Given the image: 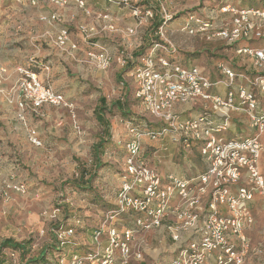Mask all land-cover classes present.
Returning <instances> with one entry per match:
<instances>
[{
	"label": "built area",
	"instance_id": "1",
	"mask_svg": "<svg viewBox=\"0 0 264 264\" xmlns=\"http://www.w3.org/2000/svg\"><path fill=\"white\" fill-rule=\"evenodd\" d=\"M51 1L60 6L66 4V0ZM100 1L130 7V3L140 0ZM77 2L82 6L81 1ZM30 3L34 5L35 1ZM214 3L215 8L209 10L199 7L195 15L189 16L185 29L207 41L222 42L233 51L236 62L219 63L209 73L175 62L172 57H158L161 45L154 42L131 74L134 98L157 126L127 127V170L116 193V204L117 213L131 212L135 219L122 231L109 227L100 264H114L115 249L120 251L118 264H126L127 244L133 234L158 228L164 219L169 220L166 229L170 238L180 243L168 264H246L248 255L259 253L244 230L253 224L249 205L255 192L264 196V175L258 163L264 153V6L238 7L229 0ZM131 9L136 17L141 12L137 6ZM143 17L151 19L152 12L144 10ZM191 22L195 30L190 28ZM66 41L67 31L62 30L56 42L63 47ZM89 56L101 69L110 63L101 48ZM42 68L49 69L43 65ZM16 73V83L8 96L19 111V120H24L27 109L36 113L45 105L65 108L73 114V104L39 81L32 70L18 67ZM179 104L198 108V115L181 118L176 111ZM144 138H170L184 153L196 152L204 170L186 179L174 175L159 177L143 158ZM28 140L35 147L41 146L34 130L28 131ZM241 179L245 180L244 186L238 185ZM12 189L24 193L22 184L13 185ZM261 213L264 215V204ZM188 230H192L195 239L180 242L181 234ZM262 230L264 235V225ZM103 232L104 225L92 234L98 246ZM71 233L68 230L58 235L60 245L68 242ZM97 255H73L68 262L60 258L55 264H95Z\"/></svg>",
	"mask_w": 264,
	"mask_h": 264
},
{
	"label": "rangeland",
	"instance_id": "2",
	"mask_svg": "<svg viewBox=\"0 0 264 264\" xmlns=\"http://www.w3.org/2000/svg\"><path fill=\"white\" fill-rule=\"evenodd\" d=\"M150 1L160 5L162 18L166 21L154 34L159 37V40L154 42L161 45L157 51L158 57H172L175 62L185 66H197L209 73L213 72V68L219 63L237 61L233 51L222 42L207 41L194 31L191 34L189 29H185L189 16L195 15L198 7L202 5L206 6L207 10L215 8L214 0ZM229 1L238 7L258 6L260 2V7L264 6V0ZM141 2L142 0L137 3V6ZM18 5L17 0H0V62L11 61L15 71L18 67H26L30 70L32 68L44 85L50 86L55 92L63 95L68 103L73 104L74 111L70 114L65 108L45 105L36 113L30 112L29 122L26 125L28 129L33 128L39 136L41 141L39 147L29 142L26 133L23 138L15 135L8 140L5 139L6 135L3 136L2 146L4 148L1 149L0 145V244L7 239L26 244L25 248L28 252L25 259L28 261L38 257L43 250L49 249L50 245H57L60 249L63 248L65 253L62 257H57V254L55 255L54 251L49 249L55 257L47 256L48 264H55L60 258L68 262L73 254L86 257L95 253L98 255L94 263L100 264L103 250L107 246L109 227L122 231L130 227L135 219V215L131 212L117 213L116 193L121 180L126 177L127 153L122 145L115 147L113 141H116L117 135H121V140H124L127 127L130 126V119L143 120L148 124L154 121L144 111L141 104L133 98L135 84L131 74L137 67L136 65L140 63V57L135 59L134 51H129L131 53H127L126 56L123 54L113 60V57L109 52L107 54L102 46L90 43V40L99 36L94 28L89 30L87 26H83V29L80 26H65L67 32L79 33V36L83 37V40L78 38L76 44H83L85 40L86 44L95 50L88 52L86 58H78L74 55L73 58L69 57L73 61L66 65L63 59L53 58L59 49L55 45L56 39L53 35H46L44 38L48 33L45 32L44 26L31 24L25 28L20 23V15L25 12L19 9ZM139 10L141 12L137 17L132 13L135 18V23L131 27L133 33L123 31L128 36L134 35L132 46H136L137 49L141 48L145 55L151 48H148L145 43V38L151 29V19L145 20L143 9L139 8ZM189 25L192 30H195L193 22ZM122 29L114 28V32L119 30L122 35L124 34ZM99 48L104 50L110 59L106 69H101L89 56V54L96 55ZM165 48L167 50L170 48L174 52L167 53ZM124 52H127V49ZM29 58L33 61L53 59V63L49 64L51 70L44 71L42 65L28 63ZM118 72L121 73L119 78L117 77ZM120 82L126 86V94H123L124 88ZM100 95L105 97L110 110L106 112L105 118L108 120L111 136H108V140L105 141L104 153L100 157L102 166L95 171V177L91 182V191L94 195L92 196L91 193L75 191L70 187L69 182L79 173L77 168L81 166V163L91 173L93 171L90 150L97 135L101 132L100 124L94 116V108ZM121 96L127 105L126 112L129 114L127 117H123L112 107L114 101ZM21 128L26 132L27 128ZM1 129L5 132V125H0V131ZM164 144L166 141L155 143L148 139L144 143L145 163L159 177H161L160 173L153 169L152 165L161 167L166 159L161 157V153L154 154L150 146L158 150ZM185 155L186 153L180 157L185 158ZM187 156V159L193 158V164L198 171L204 170L196 152ZM263 156L264 153L258 161L262 175H264V170L260 162ZM177 157L179 158L178 154ZM176 160L177 158H174V161ZM15 184H22L24 193L15 192L12 189ZM238 185L244 186L245 180L241 179ZM257 199H259L261 211L264 196H261L258 191L255 192L249 205V213L253 219L250 227L254 226L258 219L252 213V206ZM103 225L104 232L99 239L98 246L93 242L92 234ZM60 227H62L61 230H59ZM68 230L72 233L66 243H73L72 247L67 244L60 245L58 239V235ZM151 235L150 230H140L133 234L127 244L129 258L126 264H156L147 254L149 249L155 248L150 240ZM3 252L10 260V264L21 263L17 251L4 249ZM137 254L141 257H136ZM114 256V264H118L119 249L114 250Z\"/></svg>",
	"mask_w": 264,
	"mask_h": 264
},
{
	"label": "crops",
	"instance_id": "3",
	"mask_svg": "<svg viewBox=\"0 0 264 264\" xmlns=\"http://www.w3.org/2000/svg\"><path fill=\"white\" fill-rule=\"evenodd\" d=\"M30 1L32 0H22L21 2H19L18 5L19 9L25 12L22 15H20L21 17L19 21L22 25L25 26V28H27V26L31 24H40L44 26V28H46L45 32H48L45 34L44 38H46V35L49 36L53 35L54 38L57 40L62 30L67 31L65 26H80V28L82 29L84 28L83 26H87L89 30H92L94 28L95 33H99L98 34L99 36L96 37L95 39L90 40V43L97 44V46L99 47L102 46L105 49V52L106 53L109 52V54L113 57V60L117 56L119 57L120 55L123 54L126 56L127 53H131L132 51H134L133 52L134 56L135 54L138 53L139 50L143 51L141 50V48L137 49L136 46H132V40H134L132 39V36L134 35L128 36L123 31L125 30L128 32L133 26V23H135V18L132 15L131 8L136 7L137 4L130 3V7L129 6L118 7L116 5L105 3L100 0H78L82 2V6H81L78 4L77 0H66V4L60 6L54 4L51 0H33L35 1L34 5H32ZM143 4H145V0H142V2L139 4L141 6H137V7L146 8V5ZM109 27H113V30L109 29ZM114 28L115 29L123 28L122 32L124 34L121 35L120 33L121 31L119 30L114 32ZM78 38H81L83 40V37L79 36V33L73 34L67 32V41L65 42V45L63 47L59 46L55 40V45L57 46L59 51L57 50V52H55L53 58L56 57L57 60L63 59L62 61H66L64 62L65 64L66 63L70 64V62L73 61L71 59L73 58V55L78 58H86V54L88 52L95 51L93 48H91L86 44L85 40L83 41V44H76L78 43ZM122 45H126V46H122ZM72 46H74L75 49H71ZM125 49H127V52H124ZM52 61L53 59H49V60L45 59L43 61L42 60L33 61L31 58H29L28 63L29 62L31 64L37 63L38 66L47 65L49 68L48 70H51L49 64L53 63ZM129 63L133 64V62H129ZM36 75L39 81H41L39 75L37 73ZM17 77L18 75L15 69L13 68L11 61L7 60L4 62H0V93H2V96H0V123L2 124L0 125H5V129H4L5 132L2 131V129L0 131L1 146L4 142L3 136L5 135L7 136L5 137V139L7 140L10 139V137L12 138L15 137V135L21 136L23 138L25 137V133L28 137L29 130H34L31 127L28 129L27 127L28 125H26L27 122H29V117H30L29 115L30 112H32V110L27 109L24 113L25 118L23 121H21L18 118L19 111L15 103L9 102L8 95L10 90L14 87ZM117 77L118 78L121 77V73H119ZM119 81L121 80L119 79ZM121 85L122 88H124L123 94H126L127 91L126 86L124 85V83H121ZM99 97H104V96L100 95ZM117 102L123 104L122 108L126 112L127 105L124 102V98L121 96L116 101H114L112 106ZM105 106L106 108H108L107 103L105 104ZM114 111L117 112V109H114ZM176 111L179 114V116H181V118H185V119L195 118L199 113L198 108L193 107L191 104H179L176 107ZM105 115L106 113L101 118L105 120L109 126L108 120L105 118ZM101 118L95 117L96 121L97 119H101ZM97 123L99 124L98 121ZM139 123L145 124L143 120H140ZM146 126L156 127L157 125L154 124V122H149V124ZM21 127H25V129L27 128L26 132L25 130L22 131ZM100 127H101V132L100 134L97 135L96 141H94L93 144L91 145L90 151H92V147L96 143H98L99 141H106L108 140L107 137L111 136L110 126L108 129H106L105 133H103L104 126L100 124ZM126 133L127 134L124 140H121V135L119 136L117 135L116 141L115 142L113 141L115 147L122 145V147L125 149V144L129 139V133L127 130ZM37 137L39 136L37 135ZM146 140H147L146 138L143 139V144L146 142ZM149 141L155 143L159 141H163V142L166 141V144H164V146L158 150L154 146H150L153 149L154 154L161 153V157L163 159H166L164 160L161 167L152 165V168L156 169L160 173V176L162 178L168 175H174L180 179H186L201 172L198 171L195 165L193 164L194 163L193 158L187 159L188 154L185 155L186 156L185 158H182L184 152L176 148V146H174L171 143L170 138H163L161 140H155V141L149 140ZM3 148L4 147L2 146L1 149ZM177 154L179 155V158L177 157ZM174 158H177V160L174 161ZM260 166L262 170H264V156L262 157ZM259 206H260V202L259 199H257L252 206L253 208L252 213L254 217L256 216L258 219L256 220L254 226L252 227L247 226V228H245L244 230V234L250 240L252 247L256 248L259 251V253L248 255L246 264H264V235L262 234L263 231L262 229L264 225V215L261 213ZM220 208L222 212H225L224 208L222 207ZM168 222L169 220L164 219L161 226L150 230L152 234L150 240H152V243L155 245V248L152 250L149 249L147 254L149 258L152 259L156 264H168L175 257L176 251L180 245V243H175L170 238L166 229ZM200 225L201 223L199 222L198 226ZM194 237L195 235L192 232V230L185 231L181 234L180 242L182 243L189 242L195 239ZM4 255L6 256L5 253Z\"/></svg>",
	"mask_w": 264,
	"mask_h": 264
},
{
	"label": "trees",
	"instance_id": "4",
	"mask_svg": "<svg viewBox=\"0 0 264 264\" xmlns=\"http://www.w3.org/2000/svg\"><path fill=\"white\" fill-rule=\"evenodd\" d=\"M261 3V2H260ZM145 7H141L144 10H150L152 12V18H151V29L150 32H148V36L145 38V43L146 46L151 47V45L153 44L154 41H158L159 37L156 35L154 36V34L157 33L158 28L162 27L165 24V20L162 18V12H161V8L160 5L157 4L154 1H150V0H145ZM260 5V4H259ZM258 5V6H259ZM141 6V5H138ZM258 6H249V7H258ZM144 43V45H145ZM144 53L142 51H138L137 54H135L134 57H142ZM146 55V54H145ZM33 64V63H32ZM106 104V100L104 97H99V99L97 100V105L94 109V115L96 118H101L104 116V114L106 112H110V110H108V108H106L105 106ZM114 109H117V112L122 115L123 117H127L129 114L127 112H125L123 110V104L122 103H115L112 106ZM97 121L99 122V124H101L102 126H104V130L103 133H105L106 129L109 128L107 122L105 120L101 119H97ZM130 126H146L148 125L147 123L145 124H141L139 123V121L137 120H132L130 119ZM108 138V137H107ZM106 142L105 141H99L98 143H96L93 147H92V151H91V157H92V163H93V171L92 173L90 172V170H88L86 168V166H84L83 163H81V166H78V171L79 173H77L75 175V177H73V179L69 182V185L72 189H74L75 191L78 192H86V193H91L92 196L93 192L91 191V182L92 179H94L95 177V171L100 168L102 166V163L100 162V157L103 155L104 151V147H105ZM54 229H58V228H54ZM62 227L59 228V230H61ZM54 241V237L52 238ZM67 244L69 247H72L70 243H65ZM24 243H17L15 241H13L12 239H7L4 242H2L0 244V264H10V260L7 258V256H4V254L2 253L4 251V249H8L12 252L17 251L19 253V257L21 258L20 264H48L47 262V256H54L50 253L49 249L54 251V254L57 257H62V255H64V249H60L59 246H52L50 245L49 249L46 248V250H43L40 255H38V257L28 261L25 259V255L28 252L25 248ZM67 246V247H68ZM46 253V256H45ZM74 255V254H73ZM55 257V256H54Z\"/></svg>",
	"mask_w": 264,
	"mask_h": 264
}]
</instances>
